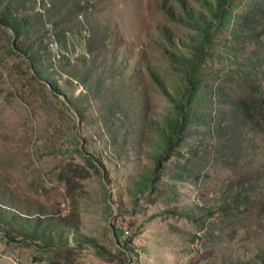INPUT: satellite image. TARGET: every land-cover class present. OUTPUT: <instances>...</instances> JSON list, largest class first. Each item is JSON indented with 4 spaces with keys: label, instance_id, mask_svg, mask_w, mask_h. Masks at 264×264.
<instances>
[{
    "label": "rangeland",
    "instance_id": "rangeland-1",
    "mask_svg": "<svg viewBox=\"0 0 264 264\" xmlns=\"http://www.w3.org/2000/svg\"><path fill=\"white\" fill-rule=\"evenodd\" d=\"M199 1L35 0L30 8L46 7L65 30L60 46L52 26L42 34L40 65L53 61L56 75L36 74L0 25V204L68 214L102 248L9 242L0 228V264H264V69L255 97L232 64L207 60L204 106L152 189L136 191L154 168L157 127L175 113L163 90L182 100L179 60L198 37L183 9ZM226 35L214 30L207 49L224 52ZM243 46L239 60L254 43ZM260 46L264 54V34ZM247 185L230 207L227 195ZM117 230L133 252L125 262Z\"/></svg>",
    "mask_w": 264,
    "mask_h": 264
},
{
    "label": "trees",
    "instance_id": "trees-1",
    "mask_svg": "<svg viewBox=\"0 0 264 264\" xmlns=\"http://www.w3.org/2000/svg\"><path fill=\"white\" fill-rule=\"evenodd\" d=\"M244 1L200 0L199 4L202 10L183 9V21L197 31L198 37L193 43L187 44L188 46L185 47L190 54H182V58L179 60L182 65L185 85L184 90H182V100L168 95L163 90L173 103L175 113L173 116H168L163 124L157 127L159 142L155 145L152 155L154 168L149 176H145L137 182V193L142 194L152 189L156 179H158L161 162L171 155L173 148L182 139L181 135L191 122V118L195 117L198 109L204 106L202 104L204 98H202L201 92L206 85L202 65H205L207 60L214 63L225 59L232 64L240 79L249 85L252 95L258 96L257 88L252 84L263 73L264 69V54L260 46V37L264 34V29L259 25L260 21L264 22V9L262 8L264 0H250L244 15H239L235 11ZM34 2L35 0H0V25L7 28L12 36L20 41L21 53L27 55V58L34 62L33 70L36 74L42 76L44 72H47L56 75L53 61L40 65L39 52L45 50L46 47L49 49V44L46 42L43 47L41 46L43 36L49 38L46 35L49 25L56 31L52 36L58 46L64 41L65 30L59 27L56 16L48 13L49 10L46 7L40 11L36 10L38 5L30 8ZM77 5H79L78 2L76 7L80 9L81 6ZM20 11H33V13L26 15L20 14ZM177 13H172V10L168 8V14ZM177 17L175 18L176 21L181 20L178 14ZM214 30L227 34L225 39L227 41L226 50L222 53H214L209 50L215 46L212 42ZM246 42L254 43V48L247 57L239 60V54L243 51V45ZM58 55V59L70 63V56L67 52L60 50ZM77 76L78 74L75 72L74 74L70 73L69 77L76 79ZM61 79L60 77L57 78L53 82V86H56V82ZM186 96H188L187 102L183 104ZM78 113L80 112L78 111ZM252 188V185L242 186L236 189L234 193L227 195L228 205L233 207L240 199L245 200V196L249 194ZM0 228L3 229L4 237L9 242H41L45 247L50 248L67 246L72 242L75 245H90L102 249L93 238L78 233L76 219L71 218L68 214L36 213V215L31 216L20 210L16 211L14 207L9 205L0 204ZM113 235L118 239L120 247L123 249L124 262L132 259L133 252L127 245L128 239L123 238L122 233L118 230ZM253 262L257 264L256 261Z\"/></svg>",
    "mask_w": 264,
    "mask_h": 264
}]
</instances>
